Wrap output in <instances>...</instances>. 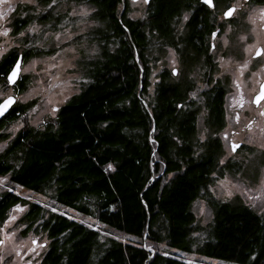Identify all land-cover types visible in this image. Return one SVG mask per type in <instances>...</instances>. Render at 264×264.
I'll return each mask as SVG.
<instances>
[{
	"label": "trees",
	"instance_id": "16d2710c",
	"mask_svg": "<svg viewBox=\"0 0 264 264\" xmlns=\"http://www.w3.org/2000/svg\"><path fill=\"white\" fill-rule=\"evenodd\" d=\"M79 1L95 7L98 22L90 37L98 53L83 59L87 80L41 127L24 124L4 154L9 159L0 160V172L11 168L15 183L97 219L115 235L11 191L0 197V219L14 204H29L25 222L32 227L42 219L51 240L42 264H199V258L264 264V212L203 193L223 146L216 137L196 141V82L184 75L175 81L166 69L150 94L152 46L194 44L201 28H213L206 6L200 0H148L145 16L132 19L128 0ZM186 11L192 13L184 38L174 21ZM43 15L18 17L14 31L35 17H52ZM28 50V57L37 55ZM204 89L209 123L216 124L226 90L210 82ZM31 103L21 105L24 113ZM211 127L216 132L223 126ZM201 197L214 212L207 225L192 209ZM178 253L186 256H173Z\"/></svg>",
	"mask_w": 264,
	"mask_h": 264
},
{
	"label": "rangeland",
	"instance_id": "374dc122",
	"mask_svg": "<svg viewBox=\"0 0 264 264\" xmlns=\"http://www.w3.org/2000/svg\"><path fill=\"white\" fill-rule=\"evenodd\" d=\"M234 1L233 4L241 6V9L234 14L233 22L226 24V33L218 40L215 71L210 82L211 85H221L226 90V126L215 132L206 124L207 106L202 92L206 82L194 78L197 89L191 94L194 101L192 106L199 107L196 141L203 143L216 137L223 146L218 168L203 193H210L223 201L244 203L263 213L264 115H261V111L264 110V100L256 107L253 97L264 80V53L258 58L254 57L258 46L264 49V3ZM128 5L129 18L145 16L147 3L144 0H128ZM94 11L92 4L79 0H54L48 4L38 0H0V29L6 34L3 41L6 48L24 42L28 48H34L37 52L23 67L29 81L20 95L22 103L32 102V105L20 119L1 132L0 152L25 123L41 127L48 117H55L58 107L85 84L87 78L83 59L96 55L99 50L90 39L94 27L98 25L93 17ZM28 13L37 17L41 14L52 17L47 21H40L35 17L22 31L15 32L14 26L18 21L16 19ZM188 16L189 12H184L174 21L178 36H181ZM180 46L182 47L152 46L149 53L150 94L153 93L155 82L163 70L167 69L172 73L177 68L179 76L173 77V80L182 78L186 69L181 61ZM237 111L240 112L242 121H237ZM233 142H241L243 147L233 151ZM0 186L17 193L27 201L44 206L48 212L65 215L98 230L101 234L115 235L97 219L84 216L52 198L29 190L11 178L0 176ZM27 209V204L19 203L0 222V264H41L51 240L42 229V219L33 224L30 230L26 223L20 221ZM192 209L202 225H207L213 219V209L205 198H198ZM48 212L45 213L46 216ZM165 247L163 244L162 248ZM173 256L184 258L186 255L178 253ZM199 259V264H239L214 258Z\"/></svg>",
	"mask_w": 264,
	"mask_h": 264
},
{
	"label": "flooded vegetation",
	"instance_id": "af4514ba",
	"mask_svg": "<svg viewBox=\"0 0 264 264\" xmlns=\"http://www.w3.org/2000/svg\"><path fill=\"white\" fill-rule=\"evenodd\" d=\"M249 1H255V0H245V2H249ZM200 2L204 4V6H206L207 8V17L210 23L213 24V28L211 31H209L206 27L203 29L201 28V30L199 31H202V33H197L198 37L195 38L196 42L194 44H189L184 41L181 43L182 47L180 46V48H183L182 53H181V61L183 62L184 66L186 67L188 66V68L182 74V79L184 75V76H187L191 80H194V78H197V79L200 78L203 82H212L213 72L215 71V57L218 52V40L221 38V36L224 33H226V24L230 25L233 22L234 20L233 16L236 12H238L241 9V6L233 4L235 2L234 0H224L221 2V4L219 3V0H212L213 6H209V4H206L204 0H200ZM229 7H234L235 11L232 13L230 17H225L224 13ZM188 12H189V16L184 21V30L181 34V37H184V38H186L188 35V31H187L188 21L190 20L191 13H192L190 11ZM233 25H235V23H233ZM213 33H215V35H213ZM228 35H230V33H228ZM5 37H6V34L2 33V30L0 29V103H2L8 97H15V100L11 108L8 110V112H6L3 115V117L0 118V137L2 134L1 132H3V130H5L9 125L13 124L15 120L20 119V117H22L25 114L23 109L20 108L21 105L24 104L20 100V95L25 90L23 89V85L26 82V77H28V75L23 71V67L28 60H30L33 56H35L33 55V56L28 57L29 50H28V47L24 44V42H22L21 44H13L12 46H9L8 48H6V44L3 43ZM229 38L231 39V36H229ZM258 47H262V46H258ZM255 53H254V57L258 58V56H255ZM192 58L195 59L194 61H196L197 59L198 61L190 62V60L188 59H192ZM17 60L20 61V67L16 74L15 79L10 83L8 81V76L12 72V68L16 64ZM173 70H175V72L172 71L171 76L177 78L179 76V71L177 68H174ZM203 95L205 96L206 93ZM226 97H227V93L225 92V101H224V107L222 109L221 118L216 119L217 120L215 121L216 124L209 123L211 108L207 107L206 124L208 126H226V122H227ZM259 105L260 104H257V105L255 104L256 107H258ZM14 115H16L17 117L14 121H12L11 119ZM237 121H242L241 114L239 111H237ZM197 126H198V117H197ZM18 132L19 131L16 132V135L18 134ZM15 137L12 138L9 144L4 148V150L0 152V160L2 158L4 159L5 157L4 154L11 146ZM238 143H240V146L237 147L236 149L242 148L243 144L241 142H238ZM9 157L10 155L8 156L6 155L5 158L8 160ZM0 176L11 178V168L8 169L6 172H3V173L0 172ZM6 192H10V190H5V188L0 186V197H2ZM27 205L29 209V204ZM18 206H19V203L14 204L13 206L8 208L7 212L11 210L12 208H15ZM28 209L25 211L24 216L27 213ZM7 212L0 219V222L5 218ZM24 216H21L20 221L23 223H26L24 220ZM28 227L29 225L27 224L28 230L32 228V227H29V228ZM25 231L26 230H24V232ZM41 264H42V260H41Z\"/></svg>",
	"mask_w": 264,
	"mask_h": 264
},
{
	"label": "snow or ice",
	"instance_id": "6c2138e0",
	"mask_svg": "<svg viewBox=\"0 0 264 264\" xmlns=\"http://www.w3.org/2000/svg\"><path fill=\"white\" fill-rule=\"evenodd\" d=\"M145 3L148 2V0H144ZM204 2L206 4H209V6H213L212 5V0H204ZM235 11L234 7H229L224 15L225 17L230 16L233 12ZM7 30H5L6 32ZM213 35H215V33H213ZM261 53H264V49L258 48L256 51V55L259 56L261 55ZM19 60H17L16 64L13 66L12 68V72L9 74L8 76V81L11 83L15 77L16 74L19 70ZM175 72V70H173ZM261 100H264V85H261V91L254 97V102L259 104ZM13 102V98L12 97H8L7 99H5L2 103H0V112L4 111L7 109V107ZM261 115H264V110L261 111ZM236 147H238V145L233 144L232 145V149L233 151L236 149Z\"/></svg>",
	"mask_w": 264,
	"mask_h": 264
},
{
	"label": "water",
	"instance_id": "95a60500",
	"mask_svg": "<svg viewBox=\"0 0 264 264\" xmlns=\"http://www.w3.org/2000/svg\"><path fill=\"white\" fill-rule=\"evenodd\" d=\"M231 15H232V14H231ZM231 15H230V16H231ZM230 16H227V17H230ZM258 48L263 49L262 47H258ZM258 48H257V49H258ZM256 51H257V50H256ZM255 56H257L256 53H255ZM19 62H20V61H19ZM19 67H20V64H19ZM261 85H264V80L261 82L260 87H259V91L256 93V95L261 91ZM256 95H255V96H256ZM255 96H254V97H255ZM12 98H13V102L7 107L6 110L0 112V118L3 117V115H4L6 112H8V110H9V109L11 108V106L13 105L14 100H15V97H12ZM261 101H262V100H261ZM261 101H260V102H261ZM253 102H254V99H253ZM254 104L257 105V103H255V102H254ZM233 144L238 145V147L240 146V143H234V142H233L232 145H233ZM236 148H237V147H236Z\"/></svg>",
	"mask_w": 264,
	"mask_h": 264
}]
</instances>
